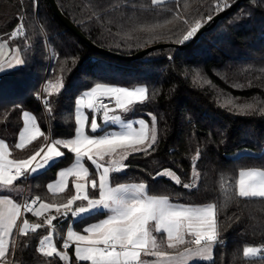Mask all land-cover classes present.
<instances>
[{"label": "trees", "instance_id": "obj_1", "mask_svg": "<svg viewBox=\"0 0 264 264\" xmlns=\"http://www.w3.org/2000/svg\"><path fill=\"white\" fill-rule=\"evenodd\" d=\"M56 1L90 39L116 53L170 45L124 60L100 53L80 39L49 0H0V43L7 40L11 48L17 47L23 61L0 72V138L9 144L11 156L29 158L45 137L73 138L76 100L93 85L144 84L148 100L136 104L132 113L156 117L157 142L148 154L130 153L126 170L111 173L112 184L143 183L149 194L166 196L172 203L215 205L218 241L213 258L194 264H264V254L243 255L249 245H261L264 251V198L236 194L241 170H264V0H242L186 48L176 44L190 41L181 43L197 22L204 25L237 0H113L111 5L108 0ZM20 24L23 31L13 37ZM25 111L35 115L45 136L19 149L15 145ZM61 150L65 157L29 179H19L28 199L39 196L40 201L65 203L75 194L72 184L63 193L47 187L74 161L72 154ZM87 164L89 179L97 178ZM167 169L177 177L158 175ZM89 194L94 197L91 188ZM51 215L55 211L37 218L28 213L23 220L32 224ZM105 215H85L73 226L82 230ZM70 223L71 215L53 221L56 231L42 226L29 229L26 236L17 232L2 264H65L38 249L42 237L51 232L63 249ZM157 235L161 248H168L163 233Z\"/></svg>", "mask_w": 264, "mask_h": 264}, {"label": "snow or ice", "instance_id": "obj_2", "mask_svg": "<svg viewBox=\"0 0 264 264\" xmlns=\"http://www.w3.org/2000/svg\"><path fill=\"white\" fill-rule=\"evenodd\" d=\"M200 27L197 22L184 35L181 43L194 38ZM22 31L23 25L20 24L13 32V37ZM22 63L23 61L17 60V64ZM12 67L14 65L10 64L9 68ZM3 71V66L0 65V72ZM148 93V87L129 89L97 83L77 100V127L74 138L49 141L45 137L42 145L29 158L23 160L8 159V145L0 142V186L4 188L12 186L21 177L35 174L50 163L54 164L65 157L66 152L61 148L73 155V165L59 171L58 182L49 183L47 187L52 193H63L68 188L69 178H73L75 194L65 203H40L39 210H34L33 205L40 201V197L36 196L30 203L23 204V210L24 213H33L37 217L54 210L56 215L45 217V223L49 227L61 217L66 219L71 215L73 218H83L84 214L88 217L93 213L106 214V218L87 225L82 232L73 230L69 225L62 247L67 250L74 245L78 264H145L141 260L142 253L157 257L158 264H188L189 260H199L210 252L217 242L215 205L194 207L173 204L166 196L149 195L143 183H120L113 186L110 180V173L126 170L121 161L126 159L128 149L145 154H148L150 149L154 150L157 142L154 127L156 117L148 114L153 124L150 135L148 125L142 118L124 122L118 115L110 116L108 103L104 100L114 101L117 109L129 112L136 104L146 102ZM83 108L93 113L90 124L88 116L80 112ZM97 113H102L100 122L96 119ZM24 116L27 120L24 132L27 135H21L20 142L15 145L19 149H23L25 143L45 136L34 117L28 116L27 113H24ZM111 124H118L122 130H110ZM134 124L138 126L134 127ZM89 132L92 135H89ZM118 150L120 160L114 158ZM38 157L40 162L33 164ZM105 157L109 158L107 163L110 166L102 163ZM85 160L95 169L98 179H89L90 169L85 166ZM158 175L172 177L175 173L164 171ZM176 182L179 183V180ZM89 187L98 198L90 197ZM236 194L241 198H264V171H240ZM77 201L87 202L86 206H76L74 209ZM21 207V204L7 196L0 198V258L5 257L8 252L7 239L12 235L17 220L22 215ZM41 226L30 225L29 221L24 219L19 233L26 236L29 229L35 231ZM153 231L166 234L167 247L170 249L185 244L195 247H186L183 252L178 253L163 251ZM186 236L189 239L186 240ZM39 243L38 250L44 256H56L61 261L68 259L66 251L60 252L57 249L51 234L44 236ZM257 251L255 247H246L243 255L254 256Z\"/></svg>", "mask_w": 264, "mask_h": 264}, {"label": "crops", "instance_id": "obj_3", "mask_svg": "<svg viewBox=\"0 0 264 264\" xmlns=\"http://www.w3.org/2000/svg\"><path fill=\"white\" fill-rule=\"evenodd\" d=\"M6 42H8L7 40H3V41H1V43H0V65H2L3 66V69L4 70H7V69H9V65L11 64V65H17V60H21V55H20V52L19 51H17L18 49H17V47H13V48H10L9 49V45H8V47H6V44H9V43H6ZM111 106V105H110ZM24 113H27L28 114V116H30V117H34L35 118V121H36V123H37V125H38V127H40L39 126V124H38V122H37V119H36V117H35V115L32 113V112H30V111H25ZM24 113H23V127L21 128V131H20V133H19V137H18V141H17V143H19L20 142V137H21V135H27L25 132H24V129H25V127L27 126V120H26V117L24 116ZM41 129V128H40ZM0 142H4V143H7L4 139H2V138H0ZM29 143H25V146L26 145H28ZM7 145H8V151H9V156H8V159H15L14 157H12L11 156V150H10V147H9V144L7 143ZM40 158V157H39ZM38 159V158H37ZM15 160H17V159H15ZM38 161H36L35 163H37ZM73 163H74V161L72 162V163H70L69 165H67V166H65V167H63V168H61L59 171H62V170H65L66 168H68V167H71L72 165H73ZM84 163H85V166H87L88 167V162H87V160H85L84 161ZM102 163H106V160L105 161H103ZM107 166V165H106ZM47 167V166H46ZM45 167V168H46ZM44 168V169H45ZM41 170H43V169H40V170H38V172L39 171H41ZM258 171V170H260V169H255V168H250V169H244V170H241V171ZM262 170V169H261ZM59 171H58V173H57V176H56V178L55 179H53L52 181H50L49 183H57L58 182V180H59ZM110 176H111V173H110ZM97 179H98V177H97ZM110 180H111V177H110ZM48 183V184H49ZM70 184H72V186H73V188H74V180H73V178H69V181H68V187H69V185ZM124 184H139V183H124ZM116 184H113V186H115ZM8 188V190L7 191H4V192H0V198H3V197H9V198H11V199H13L14 200V202H16V203H21V201H22V199H23V193H24V190H25V188L26 187H24L23 186V184H21L20 182H19V179L17 180V181H15L14 182V184L12 185V186H9V187H7ZM88 191H89V193H90V187H89V189H88ZM149 194V193H148ZM90 195V194H89ZM149 195H151V194H149ZM90 197H92V196H90ZM92 198H98V197H96V196H94V197H92ZM168 198V197H167ZM34 198H30V199H28L27 198V202L28 203H30L32 200H33ZM170 201V200H169ZM171 202V201H170ZM40 203H49V202H46V201H38L35 205H33V208H34V210H39V204ZM86 203L87 202H81L79 205H76V206H81V205H83V206H86ZM173 204H178V205H184V206H194V207H202V206H205V205H201V206H199V205H185V204H180V203H173ZM76 206H73V208L75 209V207ZM54 210H52V211H50V212H45V214H44V216L45 215H49L51 212H53ZM33 216H35L33 213H31ZM85 215H87V214H84L83 216H85ZM36 218H37V216H35ZM40 217H42V216H40ZM79 218H81V217H76V218H73L72 217V223H70V225L74 228V230L75 231H79V232H82V230H77L74 226H73V221L74 220H77V219H79ZM102 218H106V215L104 216V217H102ZM101 218V219H102ZM100 220V219H99ZM99 220H95V221H92V222H90V223H88V224H86L84 227H86L87 225H89V224H91V223H95V222H98ZM18 224V223H17ZM17 224H16V227L13 229V231H12V235L7 239V246H8V251H9V248L11 247V244L14 242V239H15V234H16V236H17ZM29 224L30 225H32L31 224V222H29ZM83 227V228H84ZM67 230H68V228H67ZM52 235V237H53V243L55 244V246H57L56 245V241H55V238H54V234L51 232V233H49L48 235ZM83 234V233H82ZM65 235H67V231H66V233H65ZM153 235H155L156 236V238H157V240H158V235H157V233L155 232V231H153ZM163 237H164V240H166V242H167V238H166V234H164L163 233ZM217 237H218V232H217ZM187 239H189V237H187L186 236V240ZM16 240L17 239H15V243H16ZM217 241H218V238H217ZM158 242V241H157ZM14 243V244H15ZM217 243V242H216ZM215 245V244H214ZM214 245H213V248H214ZM186 247H195L194 245H188V244H185V245H178L177 246V248L176 249H170V248H161V250H163V251H167V252H170V253H178V252H183L184 251V249L186 248ZM213 248H212V252L210 251V252H208L207 254H205L204 256H202L201 258H199V260H190V262L188 261V264H194V263H196V262H201V261H210V260H212V258H213ZM62 250H64V249H62ZM68 250H69V248H68ZM70 251V250H69ZM8 253V252H7ZM70 256H71V264H75V263H77L78 264V261L76 260V257H75V254H74V245H72V251H70ZM4 258L5 257H3V258H0V264H2L3 263V261H4ZM147 259H151L152 261H157L158 260V258L157 257H154V256H150V255H144L143 253H142V255H141V260L142 261H145V260H147Z\"/></svg>", "mask_w": 264, "mask_h": 264}, {"label": "rangeland", "instance_id": "obj_4", "mask_svg": "<svg viewBox=\"0 0 264 264\" xmlns=\"http://www.w3.org/2000/svg\"><path fill=\"white\" fill-rule=\"evenodd\" d=\"M112 1L113 0H108L107 1V5H111L112 4ZM163 1H167V0H153V2H155V3H158V2H163ZM6 43H8V42H6ZM8 45H9V49L11 48V46H10V44H6V47H8ZM121 47H123L122 45H120L119 46V49L121 48ZM124 47H127L126 45H124ZM18 51V50H17ZM16 66V65H15ZM100 84H106V85H108V86H115V87H125V86H121V85H117V84H111V83H100ZM96 85V84H95ZM95 85H93L92 87H94ZM92 87H90V88H88V89H86L80 96H78V98H77V100L85 93V92H87V91H90L91 90V88ZM137 87H146L144 84H140V85H137V86H135V87H128L129 89H134V88H137ZM77 100H76V115L78 114V111H77ZM109 109H110V111H109V115L110 116H113V115H118V116H120V118H121V120L122 121H124V122H129V121H136V120H138V119H144L145 120V122L147 123V125H148V128H149V133H150V135H151V130L153 129V124H152V120L151 119H149L148 117H146V116H143V115H134L132 112L134 111V107L132 108V110L131 111H129V112H123L122 110H120V109H117L116 107H115V104H113V105H111V106H109ZM80 112H82L83 113V115H86V116H88V123L90 124V122H91V119H92V116H93V113L91 112V110H88V109H86V108H83V109H80ZM96 119H97V121L98 122H100L101 120H102V113H97L96 114ZM135 126H138V125H135L134 124V127ZM155 134H156V136H157V132H156V124H155ZM109 129L110 130H122L121 128H120V126L118 125V124H111V125H109ZM89 135H92V133L91 132H89L88 133ZM97 135L98 134H100V133H96ZM74 138V137H73ZM247 152H250V150H246ZM127 152H128V155L130 154V153H133V151H132V149H128L127 150ZM127 155V156H128ZM116 160H120V150H118V153H117V155L114 157ZM127 158V157H126ZM105 160H106V165L107 166H110V165H108V160H109V158L108 157H105ZM125 160L126 159H124L123 161H121L125 166H126V164H125ZM37 161L38 162H40V158L38 157V159H37ZM165 171H171V170H165ZM258 171H264V170H258ZM171 172H173V171H171ZM194 184L196 185L197 184V181H198V171L195 169L194 170ZM177 177V175H176V173H175V175L174 176H172V178H176ZM8 190V188H4L3 186H0V192H4V191H7ZM73 228V227H72ZM73 230H74V228H73ZM79 232V231H78ZM158 241V240H157ZM57 247V246H56ZM246 247H255V248H257L258 249V251H257V253L254 255V256H261V255H263L264 254V251L262 250V246L261 245H249V246H246ZM245 247V248H246ZM57 249L60 251V252H64V251H66L67 252V254H68V259L67 260H64V262H65V264H71V256H70V251L67 249V250H62V249H59L58 247H57ZM211 252H212V249H211ZM207 254V253H206ZM254 256H251V257H254ZM145 262V264H158V260L157 261H152L151 259H147V260H145L144 261ZM189 262H190V260H189ZM75 264H77V263H75Z\"/></svg>", "mask_w": 264, "mask_h": 264}, {"label": "water", "instance_id": "obj_5", "mask_svg": "<svg viewBox=\"0 0 264 264\" xmlns=\"http://www.w3.org/2000/svg\"><path fill=\"white\" fill-rule=\"evenodd\" d=\"M56 15L61 19V21L65 24L66 27H68L71 31H73L80 39H82L84 42L89 44L94 50L104 53L107 55L111 56H116L124 60H132L134 58L144 56L146 55L150 50L155 49L160 46H168L170 45L169 43H161V44H156V45H151L149 47H146L144 49H141L140 51H137L135 53L129 54V55H123L120 53H116L112 50H109L96 42H94L92 39H90L80 28L77 26L68 16H66L61 8L59 7L58 3L56 0H49ZM242 0H237L227 8L223 9L219 13H217L215 16L211 18L210 21L202 25L197 33L194 34V38H191L190 41L187 44H176V47L178 48H186L193 44L196 39L202 34L206 29H208L211 25L215 24L222 16L226 15L227 13L231 12L234 8L237 7V5L241 2Z\"/></svg>", "mask_w": 264, "mask_h": 264}, {"label": "built area", "instance_id": "obj_6", "mask_svg": "<svg viewBox=\"0 0 264 264\" xmlns=\"http://www.w3.org/2000/svg\"><path fill=\"white\" fill-rule=\"evenodd\" d=\"M104 102H105V103H108V106L114 104V101H108L107 99H105ZM33 164H35V162H33ZM30 177H31V175L26 176V177H22V178L29 179ZM25 203H28V202H27V195H26V188H25L24 193H23V199H22V201H21V203H20L21 206H22V207H21V213H22V215H21V217L17 220V223H18V224H17V232H19V228H21L23 218L25 217L26 214H28V213H24V210H23V204H25ZM32 224H41L42 226H47L46 223H45V221L42 220V219H36V221H35L34 223H32ZM42 226H41V227H42ZM50 229H51L52 231H56V228H55L54 226H51ZM45 236H46V235H45ZM43 237H44V236H43ZM43 237H42V239H43ZM63 237H64V239H66V235H63ZM42 239H41V240H42ZM39 247H40V244H39Z\"/></svg>", "mask_w": 264, "mask_h": 264}]
</instances>
